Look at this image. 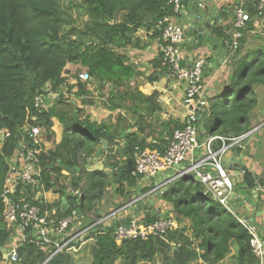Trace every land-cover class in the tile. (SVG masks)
Returning <instances> with one entry per match:
<instances>
[{
    "label": "trees",
    "instance_id": "trees-1",
    "mask_svg": "<svg viewBox=\"0 0 264 264\" xmlns=\"http://www.w3.org/2000/svg\"><path fill=\"white\" fill-rule=\"evenodd\" d=\"M243 7L250 21L239 40L240 50L256 17L254 2L248 1ZM171 15L167 0H0V130L9 133L0 142V197L10 169L8 161L24 136L23 128L37 125L43 129L45 141L38 155L40 197L33 203L48 221L56 224L62 218L81 214L86 223L78 230L91 226L100 219L96 203L109 183L124 200L130 199L137 181L124 172V166H118L119 157L133 160L135 147L163 153L171 134L167 141L157 144L147 143L142 137L149 127L144 116L153 110L152 97L143 96L131 84L140 73L131 65L126 51L142 49L137 38L139 29L152 28L154 37H160L158 22ZM217 31L224 37L222 29ZM225 38L230 41L229 35ZM69 64L84 68L88 82L80 81L77 75L75 84H67L64 72ZM151 65L159 70L149 78L151 82L171 73L160 52ZM89 84L102 97L105 109L119 111L114 124L94 122L81 108L94 104ZM72 89H76L73 95L81 107L67 98ZM261 91L264 95V45L242 53L233 68L231 83L222 94L208 100L205 114L208 111L212 124L206 133L235 136L251 130L255 109L261 104ZM46 93H55L56 97L37 111L34 99ZM55 124L61 127L60 141L46 150L44 144L54 140ZM128 129L135 131L126 134L119 146L121 133ZM101 140L109 146L106 159L110 175L104 170H87V160L94 157ZM66 168L77 171L64 175ZM184 181L161 195L178 216L174 228L162 234L145 240L117 241L115 225H95L87 231V240L72 242L52 257L51 246H47L50 252L44 251L35 237L25 238L15 249L20 259L17 262L3 260L11 230L3 221L4 205L0 200V264H258L249 245L250 235L238 220L204 194L199 182L191 180L184 186ZM243 181L249 188L263 184L249 172L243 174ZM20 189L25 194L30 191ZM73 191H79L80 197L73 196ZM46 193L57 198L48 202L43 198ZM92 212L94 219L88 216ZM183 219L187 223L182 224ZM156 220L157 216L143 218L142 223Z\"/></svg>",
    "mask_w": 264,
    "mask_h": 264
},
{
    "label": "built area",
    "instance_id": "built-area-1",
    "mask_svg": "<svg viewBox=\"0 0 264 264\" xmlns=\"http://www.w3.org/2000/svg\"><path fill=\"white\" fill-rule=\"evenodd\" d=\"M256 19L264 17V0H254ZM167 5L171 7L172 15L165 16L158 22V28L161 30L159 38V52L162 54L163 61L168 65L171 74L185 84L183 105L186 108L184 127L175 129L172 132L171 139L163 153L158 151H149L140 147L134 148L133 166L136 174L140 178H152L157 172L171 169L185 162L190 153L196 148L202 151V155L194 160H190V165L183 169L179 177H191L199 182L204 194L209 195L218 205L230 212L240 223V225L250 235L249 245L258 264H264V241L258 236L256 230L250 227L245 218L236 217L232 209L228 208V201L232 195L233 184L226 171L223 160L228 148L242 146L258 127L252 128L247 132L227 138L226 136L211 134L205 137L200 144L197 142L198 130L196 128L197 111L207 108L204 94V85L202 82L205 61L198 58L192 61V64L185 69H181L180 45L184 40L183 29L175 22V16L181 8V0H167ZM250 21L248 12L239 6L234 12L231 33V47L239 48V40L246 30ZM78 79L82 82H88L87 71L78 74ZM71 79L67 81L70 84ZM75 84V83H74ZM46 91V90H45ZM56 97L55 93L39 94L34 99V108L37 111L46 108V102L52 101ZM23 138L19 142L17 149L11 159L10 169L5 177L2 189L3 221L6 229L19 227L22 232L23 241L25 238L35 237L40 248L44 251L47 246L50 248V257L69 247L70 243H81L87 236V231L95 225H103L108 221L115 219L126 210H131L136 204L153 194L161 195L167 191L168 181L155 186L152 190H146L140 196H134L126 202L121 208L112 211L102 219H99L84 230H78L80 217L76 215L67 216L57 221L56 224L47 220V215H41L40 209L34 205L33 201L39 196L40 167L38 155L41 151V142L43 129L40 126H31L23 128ZM9 136L8 131L0 130V142ZM219 141L221 146L214 148V142ZM30 144V145H28ZM116 170V169H114ZM20 187L29 188V193L25 194ZM73 196L80 197L79 191L71 192ZM29 196V198H28ZM264 206V204H263ZM80 225V224H79ZM115 225V226H114ZM176 221L174 218H158L155 222L143 224L142 219L135 218L129 222L128 228L122 224H112L114 226V238L117 241L141 239L145 240L149 236L162 234L163 232L174 228ZM25 231H28L27 233ZM13 248L5 252L4 262H17L19 257ZM49 257V258H50Z\"/></svg>",
    "mask_w": 264,
    "mask_h": 264
},
{
    "label": "crops",
    "instance_id": "crops-1",
    "mask_svg": "<svg viewBox=\"0 0 264 264\" xmlns=\"http://www.w3.org/2000/svg\"><path fill=\"white\" fill-rule=\"evenodd\" d=\"M248 1H251L252 3L254 2V0L203 1V8L206 10V15L210 16V22H213V25L211 27H207V31L213 33L217 39H210V42H217L222 48V50L225 49L227 41H229L225 38V35H229L231 40V33L233 29V14L236 8L241 5L243 6ZM178 18L179 15L175 16L174 19L175 22L179 25ZM148 20H150V18ZM218 29L223 30L224 37L221 34H218ZM154 36L155 34L152 28L139 29L137 32V38L140 41V46L142 47V49H131L129 52H126L129 56V61L131 65H133L136 70L140 73V75L136 76L133 79L132 83L137 85L139 92H141L143 96L152 97V106L150 107H152L153 110H149V115L144 116V123L149 125V127L145 129L142 137L146 140L147 143L157 144L159 142L167 141L169 134H171L172 136V132L175 130L174 126L176 124H184L186 108L183 105L185 84L179 81L175 75L170 73L168 75H162L161 77L159 76V79L157 81H149V78H154L155 75H157L159 72V70L155 71L151 65V61H153L158 56L160 48V37L157 38ZM245 40L246 43L243 47H241L239 58L242 53L264 45V17L261 19L255 18L253 20L252 29L251 31H248L246 33ZM180 50L181 62H184L186 64V67H189L192 64V61L198 58L204 59L205 66L202 79L204 85L203 96L205 97L206 104L208 105V100L214 99L216 96L222 94L225 88L231 83L233 68L239 58L235 60L232 57H229L225 63L220 64L219 56L213 61V66H210L212 55L206 48L191 51L189 47L180 45ZM73 67H80V73L85 71V69L82 68L80 65L71 64L67 65L65 70L70 71ZM71 81L69 85L74 84V80ZM88 89L90 91H94V86L88 85ZM85 107L87 106L81 108L84 109ZM88 108L89 111H86V109H84L86 114H88L90 118L97 123L114 124L116 114L119 112H111L105 109L104 111H102V113L100 112L101 114L97 112L99 114L97 117L94 108L92 106L91 109L90 107ZM206 109L204 108V113ZM204 117L206 119H210L208 111L206 112V114H204ZM252 127L258 128L254 133H252V135L249 137V139L244 145L243 154H245L246 152L247 153L243 159V164L246 167L245 172H249L254 177L259 178L263 181V184L261 186L257 185L253 188H249L243 181V174L245 172L239 171L236 168L239 164V161L237 160L232 162H224V160L230 156L228 152L225 154L223 162L225 165V169L230 176L233 187L236 186L239 189L246 191L248 196L250 197V205L248 210L244 208H237L231 210L232 213L236 217L245 218L248 222L251 219L254 223V229L256 230L258 236L264 241V95L262 97L260 107L255 109V114L251 121V128ZM53 130L55 133L53 140L54 142H46V144H44L46 150L52 148L53 143L57 144L60 141L61 127L55 124ZM134 131L135 129H128L127 131H123L120 135L119 146L123 145L122 139L126 136V134H130ZM207 136L208 133L205 134V137ZM43 141L45 140L42 137V142ZM220 146L221 144L219 141L214 142V148L217 149ZM108 148L109 146L107 143V151L104 154L105 158L106 154H108ZM202 154V151L198 148L194 149L192 153H190L188 159L180 165L171 169L157 172L155 176H153L147 181L142 180V183L140 184V189L149 190L148 187L151 182L154 183L155 186H157L168 181H172L168 186V188H171L174 184H177L182 180H185L184 186H187V182H190L194 179L191 177H179V174L183 171V169L190 165V160L194 161L198 159ZM118 160L119 167H126L127 161H125L124 158L119 157ZM103 170L108 175L111 174L110 169L104 167ZM62 173L64 175L69 174L66 169L62 171ZM135 192L136 188L133 194L130 196V199L136 196ZM152 197L154 201V210L157 211L160 215H163L164 218H174L176 221V218L178 216L175 212L172 211V205L168 202L163 201L161 198L158 199L157 193L153 194V196L145 198L142 201V204H145L146 202L150 201ZM43 198L48 202H52L57 198V196L51 193H46L43 194ZM129 200L126 201L122 197H120L114 190V185L112 183H109V188L106 189L103 197L96 203V214H98L100 216V219H102L108 214H110L112 211L121 208ZM260 204H262V206L259 210H257ZM122 214L123 217H120L118 215L115 219H112L106 224H104V226H111L112 224L119 223L121 224L122 220H125L131 215V212L130 210H126ZM88 216L90 219L95 218V214L93 212ZM139 218L143 219L144 213ZM79 219V224H83L81 218ZM90 219L88 221H91ZM182 222V224L187 223L186 219H183ZM79 224L77 225V227L80 226ZM21 239L22 232L20 228L13 227L11 229V237L9 239V243L7 245V249H5V252L16 248Z\"/></svg>",
    "mask_w": 264,
    "mask_h": 264
},
{
    "label": "water",
    "instance_id": "water-1",
    "mask_svg": "<svg viewBox=\"0 0 264 264\" xmlns=\"http://www.w3.org/2000/svg\"><path fill=\"white\" fill-rule=\"evenodd\" d=\"M203 1L204 0H181V8L178 12L179 18V26L183 29L184 34V41L181 45L189 47L191 51H196L197 49L206 48L212 55V59L210 61V66H213V61L220 56L219 62L220 64H223L226 62V60L229 57H232L233 59L237 60L240 55V49H233L231 47V42L227 41L226 47L224 50L219 46L217 42L213 43L210 42V39L217 40L213 33L210 31H207V27H211L213 25V22H210V16L206 15V10L203 8ZM212 1V0H209ZM192 61V59H191ZM179 67L181 69L186 68V64L184 62H180ZM204 111L198 110L197 111V122H196V128L198 130V136H197V142L200 144L205 139V134L207 132L206 129H208L212 124V119H206L204 117ZM210 134H213L211 132ZM233 135H226L227 138L232 137ZM30 145V144H28ZM244 148L242 146H236L228 148V153L230 154L229 157H227L225 161H239L238 166L236 167L237 170L245 172L246 167L243 164V159L246 156V153L243 154ZM107 151V141L101 140V145L96 149V152L94 154L93 158H90L87 160V170L88 171H103L104 167H107L109 169V162L105 158L104 154ZM223 162V164H224ZM8 164L10 165L11 162L8 161ZM225 167V165H224ZM66 171L69 173L76 172V169H67ZM125 173H131L137 181L136 185V196L141 195V189L140 184L142 183V180H149L150 178L144 177L140 178L138 174L134 171L133 161L131 159L127 160V165L124 169ZM149 191L155 188L154 183L149 184ZM157 198H161V194L157 193ZM43 198H41L42 200ZM0 200H2V197H0ZM250 205V197L248 196L247 192L244 190L239 189L238 187H233L232 195L230 197V200L228 201V208L237 209V208H244L246 210L249 209ZM62 206L64 211L67 210L66 202L62 201ZM262 204L259 205L258 209L261 208ZM131 215L127 217L125 220H122L121 224L128 228L129 222L132 221L135 218H139L144 213V218H151L153 216H157V218H162L163 215H160L157 211L154 210V201L153 197L150 199V201L146 202L145 204L139 203L136 204L132 209L130 210ZM79 214V211H77ZM79 217L82 220V223H86V219L82 217L81 214H79ZM120 217H123V214H120ZM250 227L254 228V223L250 219L249 220ZM87 240V236L84 238V241ZM234 242L231 243L233 245Z\"/></svg>",
    "mask_w": 264,
    "mask_h": 264
},
{
    "label": "rangeland",
    "instance_id": "rangeland-1",
    "mask_svg": "<svg viewBox=\"0 0 264 264\" xmlns=\"http://www.w3.org/2000/svg\"><path fill=\"white\" fill-rule=\"evenodd\" d=\"M80 71H81V69H80V67H73L72 68V70H65V72H64V76L66 77V80L67 81H69L70 79L71 80H74V83L76 82V76L80 73ZM71 82H73V81H71ZM132 85H134L133 83H131ZM136 85V84H135ZM89 86H92V84H89ZM137 86V85H136ZM75 90L76 89H72L71 90V93L70 94H68L67 93V98L69 99V100H74V102H75V106L76 107H81V104H80V101L79 100H76L75 98H74V92H75ZM92 92H93V102H94V104H93V108H94V110L96 111L95 113L97 114V117H98V113H102V111H104L105 110V107L103 106V99H102V97H100L99 95H98V92H95V91H93L92 90ZM103 94H105V93H103ZM262 96H263V93H262V91H261V93H260V95H259V99H260V101L262 100ZM74 106V107H75ZM88 107H85L84 109H86V111H89V108L87 109ZM96 108V109H95ZM90 109H91V107H90ZM98 112V113H97ZM100 113V114H101ZM44 138V137H43ZM54 142V141H53ZM53 147L55 146V143H53V145H52ZM52 147V148H53ZM121 197V196H120Z\"/></svg>",
    "mask_w": 264,
    "mask_h": 264
}]
</instances>
